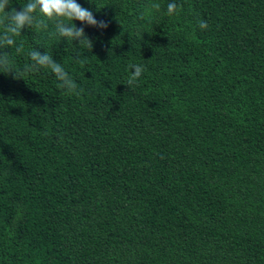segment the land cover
Segmentation results:
<instances>
[{
    "label": "trees",
    "instance_id": "obj_1",
    "mask_svg": "<svg viewBox=\"0 0 264 264\" xmlns=\"http://www.w3.org/2000/svg\"><path fill=\"white\" fill-rule=\"evenodd\" d=\"M77 2L92 49L40 14L0 50V264H264V0Z\"/></svg>",
    "mask_w": 264,
    "mask_h": 264
},
{
    "label": "clouds",
    "instance_id": "obj_2",
    "mask_svg": "<svg viewBox=\"0 0 264 264\" xmlns=\"http://www.w3.org/2000/svg\"><path fill=\"white\" fill-rule=\"evenodd\" d=\"M12 4L13 0H0V50L11 48L20 53L23 50V45H18L16 38L26 28H47L42 17L54 22L56 32L60 37L67 38L68 42L78 41L80 46L89 49H92L93 41L86 35L84 28L77 27L74 21H80L82 25L86 24L99 29L109 27L108 22L98 21L94 14L78 3L77 0H28L27 3L21 5L19 10ZM178 7L174 0L168 3V15L175 14ZM150 8L158 11L160 4L153 2ZM199 27L206 29L208 27L207 22H200ZM28 55L32 63L25 65L24 73L38 72L41 68H49L59 81L58 86L61 89L76 95L83 92V89H78V84L65 71L64 67L54 61L48 53L41 54L38 50L32 49ZM130 67L134 71L128 80L129 85L137 81L144 71L141 65H131ZM0 72L14 73L16 78L19 75L12 70L10 55L7 52H0Z\"/></svg>",
    "mask_w": 264,
    "mask_h": 264
}]
</instances>
